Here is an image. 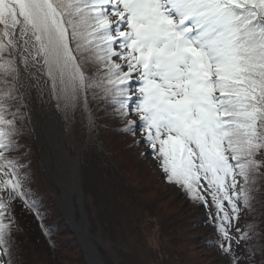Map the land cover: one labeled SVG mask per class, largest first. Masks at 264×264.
I'll use <instances>...</instances> for the list:
<instances>
[{"label":"snow or ice","instance_id":"1","mask_svg":"<svg viewBox=\"0 0 264 264\" xmlns=\"http://www.w3.org/2000/svg\"><path fill=\"white\" fill-rule=\"evenodd\" d=\"M41 83L213 209L224 264H264V0H0V264L15 203L37 209L18 101Z\"/></svg>","mask_w":264,"mask_h":264},{"label":"rangeland","instance_id":"2","mask_svg":"<svg viewBox=\"0 0 264 264\" xmlns=\"http://www.w3.org/2000/svg\"><path fill=\"white\" fill-rule=\"evenodd\" d=\"M53 99L55 100L54 97ZM57 109L60 116H62V120H67L70 125L67 132L73 142L75 138H78L79 130L84 126L83 115L79 109L67 115L61 109ZM22 114L24 116V113ZM22 123L23 117L20 114L18 116V125ZM108 126L109 128L105 129V126L100 125L92 133L93 135H89L84 130L83 132L85 133L81 134L84 138H81L75 146V150L79 152L80 178L83 177V174L84 176L86 175L95 162H97V165L100 163L98 152L96 153L95 151V143L97 144L98 142L103 143V147L109 151V157L117 165L131 163L130 169L126 168L124 170V175L121 176V173L109 175L112 179V184L105 191L101 187L102 179L98 174L96 178H98L100 183L99 181L89 183V179L85 180V182L81 180L83 191L82 209L88 219V230L96 237V241L92 240V237H90V241L95 243L100 259H106L103 260V263L109 264L108 262L111 261V264H224V259L219 253L210 248L215 236H213V228L211 227L209 230L206 224L209 221V212L212 209L202 204L195 208L196 206L190 202V199L187 200L185 196V198L182 196L184 191L176 185L166 182L162 174L164 182L156 171L161 172L152 156L141 155L145 151V149L143 151V144L134 145L132 142V145H130L124 134H118L119 125L115 119H111ZM116 126L118 127L117 130ZM30 131L26 127L23 133L20 132L24 135H22L24 141H20L19 144L21 151H25L26 144L31 149L35 147L34 133L31 126ZM85 134L88 135V139ZM121 135L122 137H120ZM29 141H31V144ZM75 143L76 141L73 142V144ZM67 145L69 149H72L73 145L71 143H67ZM127 147L130 148L127 149ZM35 150L37 153L36 147ZM22 153L21 155L23 156ZM38 155L39 153H37L36 158L38 162L33 159L32 164L25 163L28 160L26 156H23V162L27 165L26 170L30 177L32 199L37 202L39 211L47 219L49 224L47 227L51 228L52 232L57 231L50 234L51 237H45L46 241L43 249L37 247L29 251L25 247L21 248L17 252L18 260L20 264H79L84 255L78 237L72 231L71 226L66 222L62 213L59 211L58 213L54 212L55 209L58 210L59 208L60 188L54 182L56 194L53 195L52 189L50 191L48 181L51 178L46 173L43 165L40 164ZM52 169L56 173L55 169ZM115 181L118 183V194L121 195L120 202L124 200V206H126L128 213L126 214L122 210L119 224L112 228L109 223H115V216L113 217L110 211H106L105 215L100 214L99 218H95L92 215V209L96 210L98 208L101 210V207L106 205L105 202L101 203V199H107L109 193L113 197H117L112 193L113 188L115 189V186H113ZM91 185H95V191L89 189ZM15 204H18V202ZM77 204L75 198L73 213L75 212V219L79 220L83 218V215H81ZM150 209L154 210L155 216L149 219L150 213L148 211ZM114 212L116 213V211ZM45 215L47 216L45 217ZM56 217L60 219H56ZM186 218H189V220L184 221ZM126 220L128 226L125 223ZM132 222L137 224L144 223V226L147 227V230L142 233V237L138 238L135 234L132 235L129 232ZM122 223L124 224L122 225ZM25 228H28V232H30L31 224H26L21 220L20 227L17 225L15 231L23 233ZM95 232H98L99 237L95 235ZM52 239L56 240V242L54 241L55 245L50 246L48 252H46ZM23 250L29 251L28 262L26 258L21 256L22 252H24ZM130 251L134 253H129Z\"/></svg>","mask_w":264,"mask_h":264},{"label":"trees","instance_id":"3","mask_svg":"<svg viewBox=\"0 0 264 264\" xmlns=\"http://www.w3.org/2000/svg\"><path fill=\"white\" fill-rule=\"evenodd\" d=\"M19 105H20V113H19V116L20 114L22 115L23 117V123L21 125H18L19 128H20V132L23 133V131L26 129V127H28L29 129V132L30 131V120H29V116L27 114V111L25 109V106L23 104V100H22V97L21 99L18 101ZM80 110V109H79ZM82 115H83V121H84V126L79 130V135H78V138H75L73 142L76 141L75 144H73V142L71 141V139L69 138L68 136V130L70 128V125L68 123L67 120H63L64 121V131H65V138H66V141L67 143H71L73 146H72V149L75 150L76 149V145L79 143L80 139L81 138H84L82 137V133H85V132H88V134H92L96 129L97 127H99L100 125H103L105 126V129L106 128H109V123L111 121V119L109 118H106L104 113L103 112H98V115L101 117V119L98 121V126L95 128V129H92L88 126V122H87V118H86V113L83 111V110H80ZM24 113V116L23 114ZM30 125V126H29ZM117 126H116V130H117ZM32 129V128H31ZM85 130V132H83ZM20 133V138H19V144H20V141H24V135ZM26 133V132H25ZM118 134H122L120 131L118 132ZM23 135V136H22ZM93 135V134H92ZM86 138L88 139V135H86ZM126 136V135H125ZM26 137V136H25ZM30 137V135H29ZM31 137H32V134H31ZM122 137V135L120 136ZM127 139H128V144L130 143V145H132V138L129 137V136H126ZM29 143L31 144V141H29ZM26 148L24 149L25 151H21V153L23 154V156H26L27 157V162L25 161V163H29V164H32V160L35 159L37 161V153H36V150H35V147L33 149H31V147H29V145H25ZM103 143L102 142H98L97 144L95 143V151L96 153L98 152V155H99V164L97 165V162H95V164L93 165V167H90L89 171L86 173V175L84 176L83 174V177L81 178V180L83 182H85V180L89 179V183H91L92 181L95 183L98 180L97 177V174L98 176L100 175L101 177V183L99 181V183L101 184V187L102 189L105 191V189L107 190L109 186H111V182H112V179L109 175H111L112 173H121V176L124 175V170L126 168H129L131 167V163H124V164H120L117 165L114 160L109 157L108 155V150H106L105 147H103ZM29 147V148H28ZM130 147H127V149H129ZM30 149V150H29ZM35 150V151H34ZM23 156L21 155V158L22 160H24ZM39 156V155H38ZM29 157V158H28ZM130 158V157H129ZM38 162V161H37ZM40 164H41V161H40ZM140 171H143V170H140ZM160 176L162 177V180L165 182V180L163 179V176H162V173L159 172L158 170H156ZM89 173V174H88ZM85 178V179H84ZM50 179V178H49ZM48 179V180H49ZM48 184L50 186L49 189L51 191V189L55 190L56 191V188H55V185L52 183V180L50 179L48 181ZM87 184V182H86ZM113 186H115V189L113 188V194H115L117 197H113L111 195V193H109V196L107 197V199L105 198V200L101 199V203L105 202L106 205L104 207H101V210L100 209H96V210H93L92 209V215L95 217V218H99L98 216L101 214V215H105L104 213L107 211H110L115 219V223H109L110 226L112 228L116 227L117 224H119L120 220H121V217H122V210L125 211V213L127 214L128 211L126 209V206H124L125 202L124 200H122L120 202V197L121 195H119V190H118V183L115 181L113 183ZM89 189H91L92 191H95V185H91L89 187ZM183 197L185 196L187 200H189L190 198L185 194V192L183 193L182 195ZM184 197V198H185ZM139 201L141 203H143L141 201V199H139ZM190 202L194 204V206H196L195 208H197V206L200 204V203H196L194 202L193 200L190 199ZM19 204V205H18ZM18 204H15L14 205V217H15V227L13 228V238H12V257L11 259L13 260V264H20L19 260H18V251L25 247L27 248L29 251L31 249H35L37 247H41L43 249V247L45 246V237L46 238H49L51 237L50 234H53L55 233L56 231L52 232L51 228H48L47 226H49V224L47 223V219H45L44 217L41 216V212L39 211L38 209V205H37V209L36 210H29L27 208L24 207V205L20 202H18ZM113 206V207H111ZM55 208V207H54ZM92 208V206H91ZM116 211V213L114 212ZM213 211V209H212ZM37 212L40 214V217L37 218ZM55 213H58V210L55 209L54 210ZM106 212V213H107ZM150 214H149V219L154 217V210L153 209H150L148 211ZM147 213V212H146ZM26 214V216H25ZM47 215H45L46 217ZM24 217V218H22ZM208 217V216H207ZM50 219V218H49ZM56 219H60L58 217H56ZM21 220L26 223V224H31V231L28 232V228H25L23 233H18L15 231V229L17 228V225L18 227H20V224H21ZM189 220V218H186L184 221H187ZM19 221H20V224H19ZM51 223V222H50ZM125 223L127 224V220L125 221ZM124 223H122L123 225ZM186 225V223H185ZM128 226V224H127ZM206 226L208 227V229L210 230V228L212 227V225L208 222L206 224ZM147 230V227L144 226V223L143 224H137V223H133L132 222V227L130 228L129 227V232L134 235L136 237H142V233L145 232ZM95 235L97 237L98 236V232H95ZM213 236H216V233L214 232L213 233ZM91 237H92V240L96 241V237L93 236L91 234ZM56 240L52 239V241L50 242L46 252H48L49 250V247L50 246H53L55 245V242ZM102 244V243H101ZM210 248H213V250L215 252H217V249L211 245ZM132 249V248H130ZM100 252H101V249L99 248ZM24 252H22L21 256L26 258L27 262H28V252L27 250H23ZM42 251V250H41ZM43 252V251H42ZM129 253H134V252H129ZM103 260H106L103 258ZM102 260V261H103ZM109 264H111V261L108 262ZM79 264H88L86 262V260L84 258H82L80 261H79Z\"/></svg>","mask_w":264,"mask_h":264},{"label":"water","instance_id":"4","mask_svg":"<svg viewBox=\"0 0 264 264\" xmlns=\"http://www.w3.org/2000/svg\"><path fill=\"white\" fill-rule=\"evenodd\" d=\"M35 70H33L34 72ZM41 75V80L46 79L42 74ZM25 81L32 79L33 81L35 80V76L28 77L25 75ZM20 95L22 97L25 109L28 113V116L30 118V124L34 133V140H35V145L37 150L39 151L40 149L46 151L48 153V149H50V155H47V160L44 163L43 159L41 157V154L39 153L40 159L42 160L43 164H47L49 166L50 163L54 165L56 174H54L53 171L49 170V174L53 177L55 183L58 185L60 188L61 194H63V191H66L67 199H61L58 200L59 203V210L62 213L63 217L66 219V222L71 226L69 220L65 217L62 209L63 208H70L74 207L73 202V194H75L76 202L78 203L77 206L79 205L80 207V212L81 215H85L84 211L82 209L83 205V191H82V186H81V181H80V163H79V158L78 155L73 153L67 146L64 135H63V122L61 119L60 114L57 111L56 107V102L53 99V96L48 93L47 89L44 88L43 84L41 83L39 86H36L33 84L32 86H27L24 88H21L20 90ZM60 158H65V163L67 161H73L74 162V167L75 170H73L71 176V180L64 175L62 177L61 172L62 169H59V159ZM57 160L56 165L54 164V161ZM46 167V165H45ZM50 167V166H49ZM47 169V167H46ZM49 169H52L51 167ZM53 170V169H52ZM55 175V176H54ZM63 179V182L61 184V180L59 181L60 178ZM74 189L72 191V199L69 196L70 190ZM62 201V205L60 204ZM86 216V215H85ZM83 217V216H82ZM82 219L85 220L87 230H88V220L86 217L80 218L79 221L80 225L82 224L81 233L83 234L82 239L80 240L78 231L72 228V231L77 235L78 241L81 245L82 253L84 255V258L88 264H93V260L91 259V255L94 258L99 259V264H104L103 261L100 259L99 252L96 250V245L93 241L92 243V250L87 247V238L85 237V226L82 221ZM89 236L90 232L88 230Z\"/></svg>","mask_w":264,"mask_h":264},{"label":"bare ground","instance_id":"5","mask_svg":"<svg viewBox=\"0 0 264 264\" xmlns=\"http://www.w3.org/2000/svg\"><path fill=\"white\" fill-rule=\"evenodd\" d=\"M48 153L49 154H47L46 151L43 152V150L41 151V157H42L44 163L46 162V160L48 158L47 155H50V149H48ZM57 160L58 159H56L54 161L55 165L57 163ZM64 163H65V158H60L59 159V169H62L61 175H62V177L64 175H66L71 180V176L70 175H72L73 170H75L74 162L73 161H67L66 164H64ZM45 165H46L48 171L49 170L52 171V169H49L50 167L53 168L52 164H49L50 167L47 164H45ZM60 178H61V176H60ZM60 180H61V184L63 182V185H65L63 179L61 178V179H59V181ZM73 190L74 189H71L70 193H69V196H70L71 199H72V191ZM65 193H66V191H63V194H60L59 200L61 199V195H62V199H64V200L67 199V195ZM74 197H75V194H73V198ZM60 204L62 205V201H61ZM73 209H74V207L72 206L70 208H63L62 211H63L65 217L69 220L72 228L74 230L76 229L78 231V235H79V238L81 240L82 239L81 236H83V234L81 233V229H80V227H82V224L80 225L81 220L79 221V220L75 219V216H74L75 212L73 213ZM83 217H86V216L83 215ZM82 221H83L84 226H85V232L84 233H85V237L87 238V247L92 250V243L90 241V236H89V233H88V230H87V226H86L85 220L82 219ZM80 234H81V236H80ZM92 255H91V259L93 260V264H99V259L97 257L94 258Z\"/></svg>","mask_w":264,"mask_h":264}]
</instances>
